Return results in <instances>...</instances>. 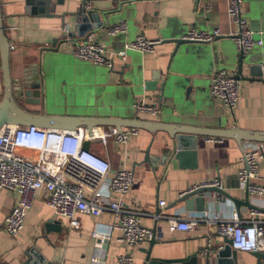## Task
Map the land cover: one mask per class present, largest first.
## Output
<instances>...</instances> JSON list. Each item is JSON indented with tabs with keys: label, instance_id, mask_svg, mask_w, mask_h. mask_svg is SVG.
I'll return each instance as SVG.
<instances>
[{
	"label": "crops",
	"instance_id": "obj_1",
	"mask_svg": "<svg viewBox=\"0 0 264 264\" xmlns=\"http://www.w3.org/2000/svg\"><path fill=\"white\" fill-rule=\"evenodd\" d=\"M80 3L81 0H64L63 4H55L52 14L46 15L32 13L30 9L38 5H27L25 0H0L4 33L13 47L9 59L11 77L28 78L36 70L45 89L46 74L54 83L58 81L60 90L51 95L65 105L62 111L54 113H74L68 111L66 101L69 97L74 101L77 96H69L64 90L70 81L73 88L80 87L82 102L78 108L90 109L95 115L136 117L201 129L238 127L264 132V78L236 79L239 98L232 108L217 102L210 94L214 71L224 69L232 75L237 71L239 51L231 39L237 24L227 13V0H92L88 9L98 13L102 22L106 17L109 19L108 27L99 29V38L97 32L78 35L73 17L60 16L77 10ZM241 12L255 37L262 40L261 45L244 52L256 57L264 52V0H242ZM120 21L125 23V30L109 33V27ZM191 27L207 32L217 29L221 35L211 42L182 44L171 56L174 43L170 41L182 38ZM71 32L74 37H66ZM137 35L160 42L151 52L128 50L124 59L114 57L112 68L78 59L65 46L66 41L83 43L88 39L118 51ZM169 66L177 81L179 100L159 101L158 88L147 91L144 83L152 80L153 73L161 71L158 87ZM2 94L0 60V99ZM51 95L46 92L41 104L25 108L35 113L46 112L47 98ZM139 97L154 104L157 114L137 112L134 103ZM256 145L264 147L262 142L239 144L231 138L198 135L194 154L178 160L169 154L172 143L166 132L137 129L125 144L115 145L110 140L105 147L94 142L90 148L107 159L112 170L132 171L133 182L123 199L141 213L140 222L154 232L157 241L154 252L161 247L167 251L165 257L196 254L198 259L208 257V264H215L213 253L225 244L224 236L216 229V220L232 221L237 217L248 221L251 219L248 210L255 207L259 213L253 218L264 222V192L250 194L237 179L242 150ZM213 180L218 181L217 187L223 193H218L219 197H214L217 192L206 193L202 211L188 210L178 201L189 187ZM250 181L264 186V154L258 159L257 174ZM46 198V191H37L23 228L11 237L4 229V219L16 194L0 190V264H43L54 259L62 264H118L117 257L123 252L133 256V264L144 260L149 240L133 247L121 244L117 240L119 231L112 226L111 212L104 211L99 216L77 214L80 227L72 228L68 219L54 213ZM159 201L164 205L160 206ZM171 217L196 219L197 225L192 231H170L167 220ZM96 230L108 233L107 241L97 252L102 256L101 263L91 261L96 253L92 237ZM208 242L210 253L203 256L201 250ZM235 264H264V259H258L254 252L236 251Z\"/></svg>",
	"mask_w": 264,
	"mask_h": 264
},
{
	"label": "built area",
	"instance_id": "obj_2",
	"mask_svg": "<svg viewBox=\"0 0 264 264\" xmlns=\"http://www.w3.org/2000/svg\"><path fill=\"white\" fill-rule=\"evenodd\" d=\"M242 0H227V13L237 24V31L231 34L237 50L247 52L262 40L247 26V19L241 12ZM125 30L123 21L109 27V33ZM215 29L211 32L191 27L182 39L190 42H211L220 36ZM160 40L147 39L137 35L133 41L125 43L118 51H111L97 41L83 43L66 41L65 46L76 58L92 64L112 68L113 58L124 59L128 50L151 52ZM13 48L10 45V49ZM210 94L219 103L228 108L236 104L238 81L227 70L220 69L212 73L209 86ZM134 108L137 112L157 114L152 103L145 97H139ZM137 129L101 126L76 130H60L38 126L3 124L0 127V190L5 189L16 194L15 202L4 219L6 233L15 237L24 226L25 217L31 208L38 190L47 193L46 203L57 216L68 219L72 228H79L77 214L99 216L104 211L113 215V228L119 231L117 240L126 247H133L152 238L154 232L140 222V212L130 208L124 201V195L133 182L132 171L125 168L112 170L110 162L94 152L90 145L97 142L106 146L111 140L115 145L125 144L129 136ZM89 140L88 150L82 149V142ZM264 154V147L256 145L241 152L242 166L237 173L239 184L248 193L260 195L264 186L251 183L257 174L258 159ZM199 186H218L213 180L187 189L191 191ZM218 193L214 197H219ZM163 206V201H159ZM251 219L241 221L235 217L232 221L216 220L217 231L230 239L231 249L235 251L264 252V222L253 218L258 209L248 210ZM197 225L196 219L171 217L167 220L170 231H192ZM96 253L91 258L93 263H101L98 255L108 239V233L93 231ZM210 243L201 250L203 256L210 253ZM129 252L118 255V264H133ZM43 264H62L60 260H48Z\"/></svg>",
	"mask_w": 264,
	"mask_h": 264
},
{
	"label": "water",
	"instance_id": "obj_3",
	"mask_svg": "<svg viewBox=\"0 0 264 264\" xmlns=\"http://www.w3.org/2000/svg\"><path fill=\"white\" fill-rule=\"evenodd\" d=\"M92 0H81L77 10L63 13L64 17L69 15L73 17L75 22L76 33L78 35L89 33H98L101 37V31L106 25H109V19L105 15V23L99 20L98 13L88 9ZM27 5H38L32 7V13L41 12L42 14L50 15L54 12L55 4H63L64 0H25ZM108 27V26H107ZM106 27V28H107ZM75 33L66 34V37H74ZM88 39L84 40L87 42ZM174 49L171 56H174L182 44L190 41L178 38L172 39ZM10 59V43L6 37L2 25V13L0 6V60L1 70L3 75V94L0 99V127L3 124L23 125V126H38L42 128L60 129V130H76L85 128L91 132L94 127L114 126L117 129L123 127H132L144 129L150 133L164 131L171 139L172 147L169 149V154L178 160H181L186 155L194 154L196 137L198 135L226 137L234 139L237 143L242 141H255L264 143V132L243 130L238 127L207 129L173 125L165 122L144 120L133 118H123L120 116L110 115H95L90 109L79 108L74 113H35L29 111L25 106L39 105L45 98L46 89L39 79L36 70L33 74L24 79H13L9 67ZM248 72V75H242L243 72ZM162 72L153 73V78L149 82L144 83V89L147 91L156 90L158 88V100H166L174 102L179 100L177 81L175 80L171 67H167L158 87V79ZM235 79H251L252 77L264 78V52H261L256 57L246 56L239 52L237 71L233 75ZM90 145L89 140L82 142V149L88 150ZM210 192L223 193L217 186H199L191 191L185 190L180 194L178 201L183 202L188 210L196 209L202 211L204 209L205 194ZM247 192V190H246ZM225 244L222 248L216 249L213 253L215 264H235L236 251L231 249L230 239L224 236ZM149 249L146 251V256L141 264H208V257L203 260L198 259L196 254L186 255L181 257H165L167 251L163 248H158L154 252L153 246L157 244L155 236L149 239ZM154 252V253H153ZM254 255L260 259H264V252H254Z\"/></svg>",
	"mask_w": 264,
	"mask_h": 264
},
{
	"label": "rangeland",
	"instance_id": "obj_4",
	"mask_svg": "<svg viewBox=\"0 0 264 264\" xmlns=\"http://www.w3.org/2000/svg\"><path fill=\"white\" fill-rule=\"evenodd\" d=\"M49 74H46V92H47V95H51L53 93H56L60 90V86H59V83L58 81L57 82H53V79L51 80L49 78ZM68 79H71V76L67 78ZM79 84V82H78ZM66 93H68L69 96L71 95H75L77 96V98L72 101L71 100V97L67 98L68 101H66V104L68 106V111H78L79 108L78 106H81L79 105L80 102H82L80 99H79V96L81 95V91H80V87H77V88H73L72 87V84L71 82L69 81V84L67 83V87L64 89ZM65 105L64 101H60L58 102L52 95L49 96L47 98V111L48 113H54V112H60L62 111V107ZM75 106V108H74ZM46 111V112H47Z\"/></svg>",
	"mask_w": 264,
	"mask_h": 264
}]
</instances>
